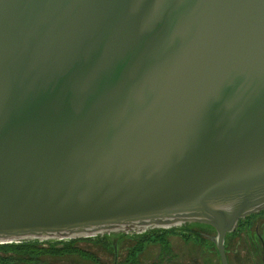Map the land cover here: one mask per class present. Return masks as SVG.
Segmentation results:
<instances>
[{
	"label": "water",
	"instance_id": "water-1",
	"mask_svg": "<svg viewBox=\"0 0 264 264\" xmlns=\"http://www.w3.org/2000/svg\"><path fill=\"white\" fill-rule=\"evenodd\" d=\"M264 210V0H0V244Z\"/></svg>",
	"mask_w": 264,
	"mask_h": 264
},
{
	"label": "rangeland",
	"instance_id": "rangeland-1",
	"mask_svg": "<svg viewBox=\"0 0 264 264\" xmlns=\"http://www.w3.org/2000/svg\"><path fill=\"white\" fill-rule=\"evenodd\" d=\"M261 224V222L258 223V225ZM209 227L201 223H191L185 227H178L176 233L167 234L168 238L165 246L160 242L146 244L143 251L136 255V262L132 261L131 253L140 240L138 237L140 234L116 232L104 235V237L93 236L91 238L76 239V243L73 244V250L76 251L74 254H42L37 257L38 259H34L24 251V253L4 252L0 249V256L8 258L9 264H115V261L118 264H187L196 260L194 256L199 258L200 264H220L218 253L210 243L203 246L202 243L197 244L196 242V237L203 235L202 233L215 234ZM183 235H188L192 240L185 243ZM243 238V234L241 236L237 235L231 237L228 242L229 253H227V256L231 264H236L234 263L235 260L241 259L246 253ZM94 239H100L101 241H95ZM54 241L57 240L44 241L39 244L47 246L56 243ZM116 243L118 246L115 249ZM62 245L58 244V247H62ZM190 245L199 247L197 248V251L200 252L197 253L198 256L184 255L185 250H193L189 248ZM183 247L184 250L182 251ZM116 257H118L117 260Z\"/></svg>",
	"mask_w": 264,
	"mask_h": 264
},
{
	"label": "flooded vegetation",
	"instance_id": "flooded-vegetation-1",
	"mask_svg": "<svg viewBox=\"0 0 264 264\" xmlns=\"http://www.w3.org/2000/svg\"><path fill=\"white\" fill-rule=\"evenodd\" d=\"M260 222L262 224L258 225V223H260ZM187 225H189V224H187ZM204 225H207V227L210 226L209 228L215 234L202 233L203 235L196 237V242H197V244L202 243L203 246H205L207 243L208 244L210 243L216 249V252L218 253L219 263L222 264L221 259H220V255H219L218 247L214 243V241L212 240V237L216 236V230L211 225H208V224H204ZM242 234L244 235L243 239L245 241L246 253H245V255H243V257L241 259L238 258V260H235L234 263H236V264H264V210L259 211L257 213L250 214V215L246 216L245 218L241 219L238 227L233 232L227 234L226 240H225L226 254L229 253L227 245H228V242L231 239V237H235L237 235L241 236ZM185 243H187V242H185ZM104 246H106V245H104ZM117 246L118 245L116 243L115 249L117 248ZM101 247H103V246H101ZM189 248H192L193 250H185V254H184L185 256H192V255L198 256L197 253H200L197 251V248H199L197 246L194 247V245L193 246L190 245ZM183 250H184V247H183L182 251ZM199 256H201V255H199ZM117 258L118 257H116V260H117ZM194 258H196L195 261L187 263V264H200L198 261L199 258L196 256H194ZM227 258H228V256H227ZM228 262H229V260H228ZM115 264H118V262L115 261ZM229 264H231V262H229Z\"/></svg>",
	"mask_w": 264,
	"mask_h": 264
},
{
	"label": "trees",
	"instance_id": "trees-1",
	"mask_svg": "<svg viewBox=\"0 0 264 264\" xmlns=\"http://www.w3.org/2000/svg\"><path fill=\"white\" fill-rule=\"evenodd\" d=\"M176 233V229H161V230H152L147 233H142L138 237L140 240L138 241L137 246L133 249L131 253V257L133 262H136V255L143 251L146 244L148 243H157L160 242L163 246L166 245V239L168 238L167 234ZM183 238L186 242L192 240L188 235H183ZM95 241H101L100 239H94ZM53 241V240H49ZM76 239L64 241L57 240L54 241L56 243L49 244L47 246L39 244V242H22V243H7L0 245V249L4 252L16 251L21 253L29 254L34 257V259H38L42 254H74L76 251L73 250V244L76 243ZM58 244H63L62 247H58ZM24 251V252H23ZM1 264H9V259L6 257L0 256Z\"/></svg>",
	"mask_w": 264,
	"mask_h": 264
},
{
	"label": "bare ground",
	"instance_id": "bare-ground-1",
	"mask_svg": "<svg viewBox=\"0 0 264 264\" xmlns=\"http://www.w3.org/2000/svg\"><path fill=\"white\" fill-rule=\"evenodd\" d=\"M181 227H182V226H181ZM183 227H184V226H183ZM179 228H180V227H179ZM176 229H177V228H176ZM148 232H150V231H148ZM145 233H147V232H145ZM69 240H70V239H69ZM71 240H72V239H71ZM26 242H39V243L41 242V243H42V242H44V241H26ZM17 243H18V242H17ZM19 243H22V242H19Z\"/></svg>",
	"mask_w": 264,
	"mask_h": 264
}]
</instances>
